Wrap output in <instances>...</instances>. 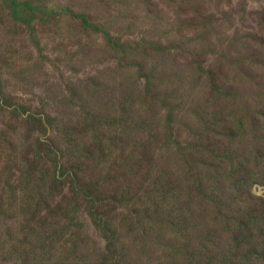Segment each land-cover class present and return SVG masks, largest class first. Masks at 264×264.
Masks as SVG:
<instances>
[{"label": "rangeland", "instance_id": "1", "mask_svg": "<svg viewBox=\"0 0 264 264\" xmlns=\"http://www.w3.org/2000/svg\"><path fill=\"white\" fill-rule=\"evenodd\" d=\"M19 1L35 6L17 19L0 0V264H93L108 252L84 205L79 249L71 230L52 243L41 215L28 223L34 216L25 217V204L36 191L25 186H38L42 171L46 195L52 183L53 169L26 173L37 164L38 137H55L74 162L86 163L73 164L76 186L98 188L102 212L119 227L124 264H264V152L256 154L264 121L251 132L247 118L244 132L232 133L237 148L223 153L231 140L214 118L201 119L220 109L206 69L236 94L222 98L237 118L243 106L253 116L264 105V0ZM117 42L148 51L124 57ZM151 43L167 49L149 51ZM27 114L54 124L43 122L47 132L33 136ZM96 143L90 157L85 151ZM221 144L220 153L211 146ZM227 158L233 170L216 173ZM239 164H248L247 181H237ZM198 177L204 188L214 181L206 201L191 187ZM68 186L52 206L73 196Z\"/></svg>", "mask_w": 264, "mask_h": 264}, {"label": "trees", "instance_id": "2", "mask_svg": "<svg viewBox=\"0 0 264 264\" xmlns=\"http://www.w3.org/2000/svg\"><path fill=\"white\" fill-rule=\"evenodd\" d=\"M3 4L7 9L10 10V12L14 15L15 18L19 19L27 10H30L32 6H35L33 2L31 1H19V0H3ZM37 7V6H36ZM137 44V43H136ZM109 45H112L111 41H109ZM143 45L138 44L136 46L134 45H122L120 42L115 43V47L117 49L118 54L128 57L136 56L139 53H146L145 51H148ZM142 47V49H141ZM145 49V50H144ZM152 50H166L167 46H163L161 44L151 43ZM202 57V56H201ZM200 57V59H201ZM194 58V57H193ZM201 61L197 60L194 65H196V68L200 70L201 72L205 69L203 65H201ZM243 64V63H242ZM251 66V65H250ZM253 67V66H251ZM144 69V66L140 64L139 71L142 72ZM207 73L206 77L212 78L213 82L211 84L213 85V89H215V94L217 96V102L220 107V109L217 112H213L211 114H206L202 116L201 119H204L205 117H208L212 121V119H215L216 127L221 125L220 129V135L223 138L231 140L229 143L226 144L223 153H230L232 149L237 148L234 146V143H237V139H235V134L243 133L244 132V122L247 118H249V125L247 126L248 131H253V125H257V127L261 124L262 121H264V105H261L258 109L253 110L255 112L253 116H249L248 113L251 110H247L246 106L244 107V110L246 113L243 116H240L239 118L236 117V112H233L229 109L228 105L224 104L223 96L230 97H236V94H229L230 90L223 91L222 89V79L221 77H214L212 72H210L209 69H206ZM247 73L249 75H252V71L248 70ZM145 79H146V87L148 86V89L151 90L153 86L151 84H154V73L151 70H146L145 73ZM218 80V82H217ZM1 93V92H0ZM225 93V94H224ZM226 96V97H227ZM0 98V103H1ZM235 100V99H233ZM234 103H232L231 106H233ZM228 113L229 115L226 117L225 120L224 116ZM21 112H19L20 116ZM91 117H94V115H90ZM26 121L28 126L30 127V133L34 136V133L36 131L41 133H46L47 129L49 127H52L54 124V120L46 116L45 120H42L41 117H36V115L33 114H27ZM43 122H46L48 124V128H44ZM93 124V123H92ZM212 124V123H211ZM238 124L237 131L234 132L235 126ZM253 124V125H252ZM261 132L264 133V130ZM69 133V131H67ZM102 136L105 134L100 133ZM250 134V132H247L245 136ZM217 138V136L215 137ZM32 144L35 145V147L38 146L37 150H34V161L38 164L33 166V164L28 165V168L26 170V173L28 175L33 174V169H43L46 171L53 169V173L51 174V188L48 195H46L43 191L42 181L45 177L46 172H41V180L40 183L37 186V181L35 178V175L33 179L36 181V184L34 186H25V190H35L36 194L32 195L30 197V200L27 204H25V211L24 215L26 217V214H31L33 211V218L28 219V223H32L37 217L41 215V224H43L45 227L53 228V232H48L46 229L43 230L44 234V241L48 242L51 241L52 243H56L58 241V238L61 236V233L64 231V229L71 230L73 232V238L71 239V243L74 248L79 249L78 245V237L80 235V231L83 227V224L80 222V214L82 211V205L86 208V214L90 217L91 221L95 225V227L100 231L102 237L104 238L106 242V249L108 250L107 254H103L101 260L98 261V263L93 264H108L109 261L111 264H124L122 258H121V250L123 249L119 242V227L115 222L113 221L112 217L105 216V214L102 212V206L99 205V200L97 198L98 196V188L95 190H92L90 194L87 193V191L83 188V186H76V180L80 178V173L74 170L73 164L78 166H83L86 163L84 162H74L71 159V156L67 155V151L69 149H62L61 146H59L56 143V138H49L47 140H42L40 137L33 142ZM93 150H91L90 147L85 151L87 155H95L99 153V148L97 147V143L95 145ZM212 148L217 151L218 153L220 148L222 146H213ZM264 149L257 148V156L258 158L263 155ZM51 153H54L51 155ZM94 153V154H93ZM29 154V153H28ZM24 160H30L28 155H25L23 157ZM233 160L227 158L226 160L223 159V164L219 165V168L216 167V173H218L220 170H233ZM94 165V164H93ZM204 167L206 169H213V164L211 167H208L204 164ZM248 164H239L238 169L240 170V177L237 179L239 182L247 181L251 177V172L248 173ZM244 170V172H242ZM28 179V177H24ZM96 178V177H95ZM33 179L29 181V185L32 183ZM214 181L216 178L213 176ZM67 180L70 181L71 186H68V192L73 195L72 197L64 196L65 198L56 206H52L50 204V201L52 198H54V195L56 194V191L62 190ZM202 177H198V179L192 183L191 186L195 191V197L198 201H206L209 199L208 196H211L213 191L215 192L213 188L214 181H208V187L204 188L203 185L205 182H203ZM93 183V182H92ZM217 183V182H216ZM256 183V182H254ZM103 186V184L101 185ZM252 220L255 221L254 218L250 217ZM253 221V222H254ZM156 222V221H155ZM249 222V221H248ZM249 222V223H253ZM22 242H26L27 238H24L21 240ZM30 257V256H29ZM215 259L212 258L210 261H199L198 259L189 258V260L186 262V264H212L211 262ZM26 264H30V262H27ZM77 264V259H76Z\"/></svg>", "mask_w": 264, "mask_h": 264}]
</instances>
